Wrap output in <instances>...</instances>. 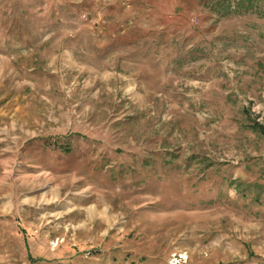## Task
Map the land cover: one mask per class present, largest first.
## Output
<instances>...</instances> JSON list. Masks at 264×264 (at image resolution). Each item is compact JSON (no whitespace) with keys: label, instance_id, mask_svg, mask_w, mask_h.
Wrapping results in <instances>:
<instances>
[{"label":"rangeland","instance_id":"obj_1","mask_svg":"<svg viewBox=\"0 0 264 264\" xmlns=\"http://www.w3.org/2000/svg\"><path fill=\"white\" fill-rule=\"evenodd\" d=\"M249 182L264 0H0V264H264Z\"/></svg>","mask_w":264,"mask_h":264},{"label":"trees","instance_id":"obj_2","mask_svg":"<svg viewBox=\"0 0 264 264\" xmlns=\"http://www.w3.org/2000/svg\"><path fill=\"white\" fill-rule=\"evenodd\" d=\"M255 127L259 128V129L262 128L260 125H258V123H257V125ZM251 164L252 163H249L248 165H251ZM248 165H247V167H248ZM249 167H251V166H249ZM240 181H241L240 183H238V182H235V183H237V191L242 192V187H244L245 184H243L244 182L241 179H240ZM248 188H249V190H255V191L257 190V194L255 196L256 202H258L259 199L263 197L264 188H262L260 183H258V182H249L248 186H247V190H248Z\"/></svg>","mask_w":264,"mask_h":264}]
</instances>
